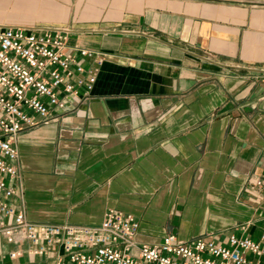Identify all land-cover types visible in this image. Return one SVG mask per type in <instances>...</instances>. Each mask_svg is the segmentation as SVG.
<instances>
[{"label": "crops", "instance_id": "crops-1", "mask_svg": "<svg viewBox=\"0 0 264 264\" xmlns=\"http://www.w3.org/2000/svg\"><path fill=\"white\" fill-rule=\"evenodd\" d=\"M28 2L14 0L12 10ZM47 7L62 19L42 25L71 29L69 49L105 60L85 105L54 111L18 136L23 196L8 204L33 223L56 225L95 227L123 212L141 221L138 246L171 234L260 241L264 189L249 181L264 178V0ZM29 248L0 237V264H55L63 253L32 256ZM15 251L23 253L12 259Z\"/></svg>", "mask_w": 264, "mask_h": 264}, {"label": "built area", "instance_id": "built-area-1", "mask_svg": "<svg viewBox=\"0 0 264 264\" xmlns=\"http://www.w3.org/2000/svg\"><path fill=\"white\" fill-rule=\"evenodd\" d=\"M70 36L71 29L60 26H0V194L4 195L0 237L16 246L29 244L32 256L60 250L55 264H262L264 234L254 241L235 233L221 243L210 237L187 242L171 234L160 245L138 246L135 238L141 221L123 212L110 211L95 227L56 225L33 223L24 211L8 204L6 199L23 196L22 184H16L18 136L50 122L54 111L65 113L85 105L95 92L105 57L88 49H69ZM249 184L264 189V178ZM22 253L10 256L17 259Z\"/></svg>", "mask_w": 264, "mask_h": 264}, {"label": "rangeland", "instance_id": "rangeland-1", "mask_svg": "<svg viewBox=\"0 0 264 264\" xmlns=\"http://www.w3.org/2000/svg\"><path fill=\"white\" fill-rule=\"evenodd\" d=\"M52 0H39L36 2V0H31V2H28L26 5L23 4L22 6L18 7L17 11H13L12 6L14 0H0V22L7 23L0 24V26H31L27 25V23H33V24H41L46 23L48 24V20L53 18L62 19L60 13L51 15V11L48 10L47 2ZM59 16V18H58ZM17 22V23H13ZM13 23V24H11ZM27 25V26H25ZM51 25V24H50ZM54 25V24H53ZM63 26V24H61ZM232 207V206H229ZM200 224V223H199Z\"/></svg>", "mask_w": 264, "mask_h": 264}]
</instances>
